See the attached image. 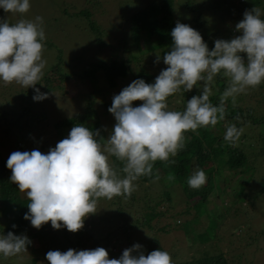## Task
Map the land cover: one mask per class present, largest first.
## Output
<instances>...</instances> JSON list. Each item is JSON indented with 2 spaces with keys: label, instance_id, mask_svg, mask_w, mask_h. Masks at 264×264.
Masks as SVG:
<instances>
[{
  "label": "rangeland",
  "instance_id": "obj_1",
  "mask_svg": "<svg viewBox=\"0 0 264 264\" xmlns=\"http://www.w3.org/2000/svg\"><path fill=\"white\" fill-rule=\"evenodd\" d=\"M153 1L157 0H29L30 10L23 15L5 13L3 9H0V18L7 19L10 24L18 22L21 18L34 21L37 16L43 17L45 40L42 41L44 44L42 59L47 63L42 69V79L36 85L41 93L49 94L48 98L36 101L33 99L36 93L32 87L26 88L16 83L5 85L3 81H0V111H5L6 116L4 117L6 119L0 116V159L6 165L10 154L16 151L39 150L47 154L59 141L67 138L73 128L72 126L61 127L56 123L80 111L83 112L91 99H94L97 114V118L93 117L91 120L99 119L105 133L103 139L107 140L116 123L114 115L108 110L112 106L113 97L135 81L134 73L140 68L139 65L145 66L146 71L154 76V82L160 72L168 67L163 62V54L159 48H155L157 44L156 37L146 38L145 35H141L139 42L136 43L132 36L131 16ZM196 1L206 4L219 3L216 9L213 6L214 16H203L207 14V9L203 10V12L205 11L204 14L200 15L201 18L210 21L209 25L206 23L202 28H204L203 32L207 36L209 35L208 37L212 41L215 42L217 39L226 40L227 35L230 33L233 35L232 38L240 35L236 30V24L243 20L246 10L233 13L230 17L233 26L231 25L228 28H226V25L224 27L220 25V23H224V20L220 19L218 15L222 14L223 9L232 8L233 3L241 0ZM248 4L251 8L247 6V10L259 7L262 12L261 18L264 19V0L254 1L253 3L250 0ZM82 10H87L89 15H85ZM173 17L176 24L180 22L196 30L194 22L189 20V13L184 9L182 0H175ZM211 20L214 21L216 28L219 27L224 31L214 29ZM91 23H94L97 29H91ZM229 28H232L230 32H228ZM197 31L199 32V30ZM167 48L170 51L172 46ZM157 53H161V60L158 64L154 63ZM131 55H136L138 58L130 62L131 75L118 80L116 88H109L105 83L102 69H98L94 73L97 78L95 84L91 83L88 77H82L81 73L91 69L92 63L105 62L109 64L112 60L130 59ZM58 56L61 57L60 62H58ZM244 58L246 61L247 58ZM58 63L57 69L54 70ZM45 74L50 79L49 85L52 86L50 88H44V83H48L43 80ZM60 75L67 76L61 78ZM217 79L223 82L224 90L229 85L228 78L223 77L222 74L217 75L211 85L212 95L219 89ZM95 85L102 89L96 94L94 93ZM203 86V82H199L192 90L193 95H200ZM224 90L221 91L220 97ZM184 93L181 90L167 100L168 110L177 111L182 107L186 109L191 91L187 92V95ZM103 96L105 99H102ZM228 101L233 104L231 97L228 98ZM106 102L109 108L105 106ZM140 104H142V101H135L133 106H139ZM235 104L241 105L244 113L248 108H252L254 117H263L264 83L256 88H249L246 93L238 94L235 98ZM23 107L26 111L23 110ZM226 125L227 122L222 123V127L225 128ZM242 128L244 132L238 144L249 152H247V155L250 165L255 169V174L241 178L249 181L251 178L258 179L259 175L261 177L264 174V155L256 154L258 151L257 145L254 152L251 151L250 146L248 147L253 139L251 136L260 137L264 135V123H259V125L248 123ZM225 133L226 130L224 129L222 132L223 137ZM186 138L189 139L187 133H185ZM223 142L226 143L225 140ZM259 145L261 147V144ZM220 148L221 146H217V149ZM218 155L224 156L223 158L226 159L225 153L219 152ZM112 158H109L111 164ZM214 163L216 164V162ZM8 174L10 178L12 172L9 168ZM118 174L121 176L120 172ZM221 175L223 174L220 172L215 173L213 181L219 179ZM174 181L164 180L165 184L163 185H174L177 183ZM211 182L208 181L206 175V183L203 185L205 189L211 188ZM246 183L247 181H237L238 187L236 189L241 188V185ZM134 184V186H137L136 182ZM13 185L20 199L25 200L27 198L26 193L20 192L17 184L13 183ZM146 185H138V188H135L136 196L133 200L122 196H116L111 200L100 198L97 201L94 217L91 214L84 219L83 229L93 230L91 225L101 221L104 215L106 217L112 216V214L118 216L123 213L126 216L125 220L121 218L115 220V224H118L119 221L120 227L128 226L130 228L127 232L119 229L118 240L120 239L122 243L118 246L117 241L112 240L117 247L113 246L110 250H107L110 259H117L116 255L121 252V244H123L122 248L126 249H130L136 244H140L142 247L153 244L161 247L163 251H167L172 257L173 264H180L191 259L197 260L208 254L216 253H221L228 260V264H264V234H260L259 231L264 229V196L249 191L246 203L238 208L236 217L232 218L235 210L231 208L232 204L228 200L230 199V190L226 187L213 192L212 196L217 200L211 203L208 200L203 201L202 204L201 195L195 193L189 199L190 202L185 199L189 204L178 197L177 204L170 207V212L160 214V216L152 218L149 224H145L146 214L153 212L150 205L152 203L148 204L145 201L147 195L144 194V187ZM191 190L193 189L191 188ZM178 194L183 195L180 192ZM130 204L133 205L130 206ZM186 207L188 209H185L187 210L185 214L181 213V215L177 214V217L175 216L174 212H179V210ZM166 209L167 204H159L155 206L154 211H165ZM7 210L6 208L5 210L0 208V235H7L5 230L15 224L13 222L14 217L19 216L13 210L11 212ZM124 221L125 223H123ZM131 223L132 226H130ZM168 223L171 224L172 230ZM200 227L201 230L198 235L195 234L194 231L199 230ZM50 229L54 231L52 226H50ZM33 230L31 229L32 232ZM81 232L89 237L87 240L85 239L84 243L80 244L82 250H94L93 243H91V240L95 237L93 233L103 238L106 229L103 228V224H100L96 232L94 230L92 233L91 231ZM215 232L216 234L219 232L221 236H224V239L218 236V240H212V234ZM47 236L33 238L32 243L27 247V252L8 258L1 256L0 264H30L32 262L34 264H49L46 259V254L49 251L66 252L67 250H64V247L62 248L60 244L47 243ZM250 238L253 241L249 240ZM75 247L76 244L73 241L72 248ZM133 255H138V253H133Z\"/></svg>",
  "mask_w": 264,
  "mask_h": 264
},
{
  "label": "clouds",
  "instance_id": "obj_2",
  "mask_svg": "<svg viewBox=\"0 0 264 264\" xmlns=\"http://www.w3.org/2000/svg\"><path fill=\"white\" fill-rule=\"evenodd\" d=\"M30 7L29 0H0V9L5 13L23 15ZM261 17L259 7L246 10L243 20L236 24L240 35L231 40L217 39L211 51L197 30L177 22L171 32L173 46L163 55L168 67L160 72L155 83L137 79L113 97L108 110L116 123L106 141L99 130L94 132L78 125L47 154L39 150L10 154L7 161L12 172L10 180L30 200L24 218L37 229L51 222L54 229L63 226L77 233L84 227V219L96 212L100 198H130L135 190L134 181L141 176L152 177L155 162H168L175 157L185 146L186 132L215 128L225 119L229 97L235 104L238 94L264 83ZM44 40L43 17L37 16L34 21L21 18L14 24L0 18V81L34 88L36 101L49 95L35 88L47 63L42 59ZM242 54H246V61ZM160 60L157 53L154 63ZM220 74L228 78L229 85L220 97L219 106H214L210 102L211 85ZM199 82L204 84L201 94L192 96L183 112L168 110L170 96L181 90L190 92ZM135 101L142 104L133 106ZM243 132L242 127L229 125L224 140L235 145ZM113 156L123 163L120 170L123 178L110 163ZM155 178L158 180L159 176ZM205 183L203 170H197L188 180L193 189ZM31 243L25 235L13 232L0 235V255L8 258L27 252ZM141 248L136 244L125 249L119 259H110L103 247L49 251L46 259L49 264H173L167 251L154 250L144 255ZM134 252L139 254L133 255Z\"/></svg>",
  "mask_w": 264,
  "mask_h": 264
},
{
  "label": "trees",
  "instance_id": "obj_3",
  "mask_svg": "<svg viewBox=\"0 0 264 264\" xmlns=\"http://www.w3.org/2000/svg\"><path fill=\"white\" fill-rule=\"evenodd\" d=\"M260 2L259 0H251V2ZM175 0H157L151 2L148 6L145 8H142L135 12L131 16V31L133 39L136 43L139 42L140 36L145 35L146 38L148 37H156L157 44L155 45L156 49L159 48L160 52L164 55L166 52H168L169 46H173V38L171 36L172 29L176 26V23L174 21L173 17V4ZM183 7L186 9L189 13V20L194 22V27L196 30H199V33L202 35L204 42L208 45L209 50H213L215 47V42L212 41L204 32L202 28L206 23L209 25L210 21L208 19L201 18L200 15L204 12L203 10H206L207 14L203 16H214V8L216 9L217 6H219L218 2L213 3H198L196 0H182ZM205 2V1H204ZM250 0H241L240 2L237 1L236 3L232 4V8L229 9H223L222 14L220 13L218 16L220 19L224 20V23H220L222 27L226 25V28L233 26V23L230 19L231 15L233 13L242 12L247 10V6L251 8V6L248 4ZM227 7V6H225ZM251 10V9H249ZM85 15H89L87 10H82ZM222 15V16H221ZM226 18V21H225ZM214 29L218 31H224L223 29L214 26V21L211 20ZM91 29L95 30L97 27H95L94 23H91L90 25ZM201 29V30H200ZM232 29V28H231ZM231 29H228V32L231 31ZM226 30V29H225ZM232 34L230 33L227 35L226 40L232 39ZM160 53V54H161ZM60 55V51H59ZM244 57H246V54H242ZM58 62H60L61 57H57ZM138 59L136 55H131L130 59L127 60H112L109 64L105 62H96L92 63V68L89 70H85L82 72V77H88L91 81V83L96 82V77L94 76L95 71L98 69H102V75L105 79V83L108 85L109 88H116L118 86V80L131 75L130 72H132V69H129V65L131 60ZM59 63L54 67V70L57 69ZM139 69L134 73V79H143L146 83L152 84L154 82L153 78L154 76L146 71L145 66H140ZM221 75V74H220ZM219 75V76H220ZM61 78H64L65 76L60 75ZM47 77V78H46ZM44 81H47L48 83H44V88H50L52 86L49 85L50 79L45 74V78H43ZM155 83V82H154ZM217 85L219 87L218 91L210 96V102L214 106H219L220 103V93L224 90L223 82L217 79ZM96 86V85H95ZM35 88H38L37 85H35ZM34 90V88H33ZM102 90L100 87L96 86L94 88V93L100 92ZM185 92V91H183ZM93 93V98H94ZM187 95V92L184 93ZM193 93L191 91V96L189 99L192 98ZM172 97V96H170ZM169 97V98H170ZM168 98V99H169ZM102 99H105L104 96ZM228 101V100H227ZM226 101V102H227ZM105 106L109 108L107 102L105 103ZM226 113H225V119L222 121H219L218 124L215 126V128L209 126L207 128H199L197 132H186L189 135V139H185V146L183 149H181L178 154L175 157H170L168 162L163 161H157L153 165V175L152 177L148 176H141L136 181L137 186L142 184H147L144 187V194L147 195V198L145 201L151 205L153 208V212L147 213V217L145 220V224H149L150 220L154 217L160 216V214H164L167 212H170V207L175 206L178 201V197L180 199H183L186 204H189V199L191 196H194L193 194L198 193L201 195L202 204L203 201L216 202V198H213L212 194L217 189H224L225 187L230 190V204H232L233 210H235L234 214H232V218L236 217V212L238 208L243 206V204L246 203L247 195L249 191H253V193L260 194L264 196V174L260 177H257L258 179H250L243 180L241 177H247L250 174H255V169L253 166L250 165L249 157L247 155L248 151H245L243 146L239 145L238 143L235 145H230L226 141V143L223 142L224 137L222 135L223 130L227 127H222L223 122H227L226 126L235 124L237 128L244 127V125H247L248 123L259 125V123H264V116L256 118L253 116V109L248 108L246 113L243 112L241 105L232 104L227 102L225 104ZM23 110H25V107H23ZM185 110L184 107L177 111L183 112ZM5 111H0L1 117L5 116ZM22 114V113H19ZM97 118L96 110L94 107V99H91L88 101L85 110L83 112H78L75 115H72L68 118H65L63 120H59L56 124L61 127H75L78 125H83L87 128H89L92 131L99 130L100 137L104 138L105 133L102 127L101 122L99 119L91 120L92 118ZM244 118V119H243ZM6 119V118H4ZM3 120V119H2ZM13 121V120H12ZM252 141L249 143L248 147H251V151H255L254 148H256V145L258 147V151L256 154L264 155V135L263 136H251ZM99 139V137H98ZM261 144V147H259ZM217 146H221L220 149H217ZM219 152L226 154V159H224V156L218 155ZM252 152V153H253ZM249 153V152H248ZM113 167L118 170V173L120 172L121 177L123 178L124 174L122 171H120L123 168V163L119 160H117L113 156ZM174 161V163H173ZM216 162V164L214 163ZM197 170H203L205 174L207 175V179L209 182H211L210 189H205L204 186H201L198 189L191 190V187L188 184L189 178L196 172ZM264 170V167H263ZM220 172L221 175L219 179L214 180L215 173ZM226 171V173H224ZM159 176V179L157 180L155 177ZM169 176L174 177L173 179H169ZM167 179L170 181L175 180L174 182H177L174 185L165 186L164 180L167 181ZM237 181H247L245 185H241V188L236 189L238 187ZM133 182V184H134ZM214 182V183H213ZM135 185V184H134ZM223 185V186H221ZM135 186V188H138ZM156 188H158L156 190ZM179 188V190H177ZM205 189V190H204ZM209 191V193H208ZM183 193V195H180L178 193ZM136 192L133 191L131 195V199L135 198ZM210 199H209V198ZM185 199H188L189 202H186ZM30 203V200L26 198L25 200H21L20 196L18 195V192L11 182L8 174V167L5 164V162L0 159V208H3L5 210L8 209L10 212L13 210L15 214L19 216H15V224H12L5 230V234L8 232H13L15 235H25L30 240L33 238H43L44 236L48 235L47 237V243L50 242L52 245L60 244V246L64 250L69 249H75L76 251L82 250L81 243L85 242V239L87 240L89 237L84 235L81 231H91L93 230L96 232L97 229H99L100 224H103V228L106 229V233L103 236V238H100L98 234L94 236L91 243H93V247L96 249L98 247H103L106 250H110L113 246L117 245L119 246L121 240L119 238L118 231L124 230L128 231L130 227L128 226H119L118 224H115V220L119 218L118 220L126 218V216L121 213L120 215L116 216H108L104 215L103 218H101V221L95 222V224L91 225L93 227L92 229H81L77 233H71L68 231L65 227H61L59 231L57 229H50L51 222H48L47 224L43 225L40 229H37L32 226L30 220H26L24 218L25 214L29 212L28 204ZM159 204H167V209L165 211H154L155 206ZM133 204H130L132 206ZM149 205V206H150ZM5 207V208H4ZM188 209L187 207L184 209L179 210V212H174L175 216L181 215V213L185 214ZM7 210V211H8ZM169 210V211H168ZM121 211V210H120ZM94 217V214L91 215ZM195 217L198 218L197 215L194 214ZM224 216V215H223ZM231 217V216H230ZM229 217V218H230ZM234 217V218H235ZM227 218V216H225ZM231 218V219H232ZM103 222V223H100ZM107 222V224H106ZM125 223V221L123 222ZM13 225H16L15 228H13ZM169 227L171 224H169ZM175 225V223H174ZM132 226V223L130 224ZM31 229H34L33 232ZM172 230V228L170 227ZM201 227L199 230L194 231L195 234L198 235V232H200ZM219 231V230H218ZM260 234H264V229L259 230ZM212 232V231H210ZM201 236V235H200ZM199 236V237H200ZM203 236V235H202ZM212 240L216 239L218 240V236L224 239V236H221L219 232H216L212 234ZM61 239V240H60ZM112 240L114 242L117 241V245H114ZM253 241L251 238L249 239ZM73 241H75L76 247L72 248ZM103 242V243H101ZM113 244V245H112ZM30 245V244H29ZM91 246V244H90ZM123 244H121V252L116 255V258L119 259L123 251L126 248H122ZM29 247V246H27ZM129 247V245H128ZM154 250H162L161 247L158 245H151L147 247H142L141 251L144 255H148ZM137 253V252H134ZM139 254V253H138ZM114 255V254H113ZM111 255V256H113ZM2 255H0L1 257ZM30 264H34L33 262ZM180 264H228V260L225 259L221 253L216 254H208L202 258H199L197 260L191 259L186 262H181Z\"/></svg>",
  "mask_w": 264,
  "mask_h": 264
}]
</instances>
